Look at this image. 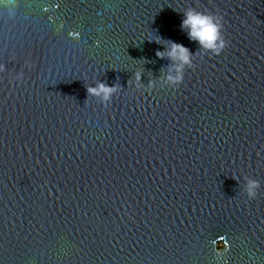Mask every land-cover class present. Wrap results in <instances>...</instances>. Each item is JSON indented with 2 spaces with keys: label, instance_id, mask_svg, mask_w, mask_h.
Returning a JSON list of instances; mask_svg holds the SVG:
<instances>
[{
  "label": "water",
  "instance_id": "water-1",
  "mask_svg": "<svg viewBox=\"0 0 264 264\" xmlns=\"http://www.w3.org/2000/svg\"><path fill=\"white\" fill-rule=\"evenodd\" d=\"M0 264H264V0H0Z\"/></svg>",
  "mask_w": 264,
  "mask_h": 264
},
{
  "label": "clouds",
  "instance_id": "clouds-1",
  "mask_svg": "<svg viewBox=\"0 0 264 264\" xmlns=\"http://www.w3.org/2000/svg\"><path fill=\"white\" fill-rule=\"evenodd\" d=\"M11 7V3L5 5ZM183 19L180 28L186 33L187 38L190 41H195L205 52L210 53L212 56H218L226 47L225 39L222 35L223 24L222 17L218 14L213 15L211 13L197 11L195 8H188L182 14ZM158 43V42H157ZM159 59L172 60L180 67L187 65L192 68L191 54L189 50L182 44L170 42V46L167 49L165 55L164 52L158 51L156 53ZM180 69L178 68V71ZM139 73L135 74V82L139 83ZM183 77L177 75L176 77H170L169 82L172 87H177L181 84ZM151 86V81H149ZM88 96L98 98L102 104L108 103L117 91V86H108L105 83L98 82L95 86H89L86 88ZM259 188V182L249 179L244 188V192L249 199L255 198L257 190Z\"/></svg>",
  "mask_w": 264,
  "mask_h": 264
}]
</instances>
